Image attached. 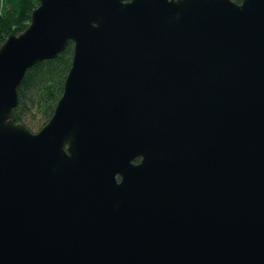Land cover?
Wrapping results in <instances>:
<instances>
[{"label": "water", "instance_id": "1", "mask_svg": "<svg viewBox=\"0 0 264 264\" xmlns=\"http://www.w3.org/2000/svg\"><path fill=\"white\" fill-rule=\"evenodd\" d=\"M0 264H264V0H40L0 47Z\"/></svg>", "mask_w": 264, "mask_h": 264}, {"label": "trees", "instance_id": "2", "mask_svg": "<svg viewBox=\"0 0 264 264\" xmlns=\"http://www.w3.org/2000/svg\"><path fill=\"white\" fill-rule=\"evenodd\" d=\"M241 3L242 0H232ZM40 0H0V47L12 33L19 35L30 25L33 11ZM74 44L58 56L57 59L43 62L31 68L19 88V104L14 111L16 123L26 126L31 132H39L52 118L55 107L63 95L67 75L72 67ZM49 89L52 100L46 103L44 123L34 132L30 128L29 116L40 106H44V91ZM46 94V92H45ZM49 107V108H48ZM46 112V111H45Z\"/></svg>", "mask_w": 264, "mask_h": 264}, {"label": "rangeland", "instance_id": "3", "mask_svg": "<svg viewBox=\"0 0 264 264\" xmlns=\"http://www.w3.org/2000/svg\"><path fill=\"white\" fill-rule=\"evenodd\" d=\"M46 92V94H45ZM47 93H51L49 89H46L44 91V97L42 98V101L44 100V106H40L36 111H34L30 116H29V122H30V128L34 131L37 132L38 128L44 123L46 113L48 112L46 109V103L50 106L52 103L51 98L49 97V94L47 96ZM49 108V107H48ZM46 111V112H45Z\"/></svg>", "mask_w": 264, "mask_h": 264}, {"label": "flooded vegetation", "instance_id": "4", "mask_svg": "<svg viewBox=\"0 0 264 264\" xmlns=\"http://www.w3.org/2000/svg\"><path fill=\"white\" fill-rule=\"evenodd\" d=\"M136 163H140V160H138Z\"/></svg>", "mask_w": 264, "mask_h": 264}]
</instances>
